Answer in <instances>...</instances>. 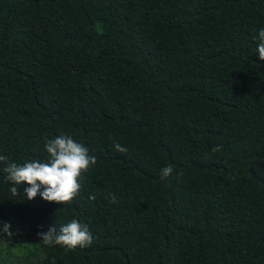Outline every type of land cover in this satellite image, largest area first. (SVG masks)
I'll return each instance as SVG.
<instances>
[{"label": "trees", "instance_id": "trees-1", "mask_svg": "<svg viewBox=\"0 0 264 264\" xmlns=\"http://www.w3.org/2000/svg\"><path fill=\"white\" fill-rule=\"evenodd\" d=\"M262 28L264 0H0V155L97 157L71 204L0 162V264H264ZM73 219L90 247L44 245Z\"/></svg>", "mask_w": 264, "mask_h": 264}, {"label": "clouds", "instance_id": "clouds-1", "mask_svg": "<svg viewBox=\"0 0 264 264\" xmlns=\"http://www.w3.org/2000/svg\"><path fill=\"white\" fill-rule=\"evenodd\" d=\"M258 47L256 49L259 59L264 61V28L258 33ZM115 148L119 152H126L127 149L116 143ZM45 149L48 153L46 161L33 160L18 165L9 162L8 157L0 155V162H5L3 171L7 173V180L13 185L11 192L19 195V189L15 185L27 184L24 194L28 200L41 196L45 201L58 204H71L81 190V179L97 163V157L89 154V150L81 143H78L70 135L57 136L54 139L46 140ZM217 146L213 151H220ZM172 167L167 166L161 170V178L172 174ZM95 200V196L89 197ZM109 199V197H106ZM110 202L116 203L115 195L110 196ZM3 225L0 233H7L13 236L10 231L11 224L0 221ZM46 246L59 245L67 250H74L77 247H90L93 243V236L87 224L73 219L71 222L62 225L57 231L56 226L49 228L47 232L38 234Z\"/></svg>", "mask_w": 264, "mask_h": 264}]
</instances>
